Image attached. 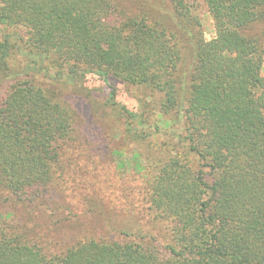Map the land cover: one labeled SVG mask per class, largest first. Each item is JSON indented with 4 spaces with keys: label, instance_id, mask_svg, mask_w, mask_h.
<instances>
[{
    "label": "trees",
    "instance_id": "1",
    "mask_svg": "<svg viewBox=\"0 0 264 264\" xmlns=\"http://www.w3.org/2000/svg\"><path fill=\"white\" fill-rule=\"evenodd\" d=\"M161 1L186 39L187 71L174 34L147 17L113 21L112 0H0V27L14 31L0 33V195L42 205L62 176L75 120L55 88L94 83L132 143L159 126L146 101L128 104L124 84L149 88L185 131L181 157L146 185L150 209L172 225L168 257L97 240L47 256L0 214V264H264V38L249 34L264 24V0H203L211 40L187 0Z\"/></svg>",
    "mask_w": 264,
    "mask_h": 264
},
{
    "label": "rangeland",
    "instance_id": "2",
    "mask_svg": "<svg viewBox=\"0 0 264 264\" xmlns=\"http://www.w3.org/2000/svg\"><path fill=\"white\" fill-rule=\"evenodd\" d=\"M112 1L116 10L113 21L147 17L151 24H161L174 34L182 47L180 70L189 69L192 57L186 39L173 27L161 0ZM186 4L201 22L205 38H214L213 20L204 1L187 0ZM3 32L14 31L0 27V33ZM249 34L264 38V24L256 25ZM11 64L16 65L13 60ZM17 65L21 64L17 62ZM88 82L83 86L86 91L82 86L75 90L54 89L72 110L75 123L61 149L59 174L62 176L54 179L45 203L27 205L10 199L5 201L7 196L0 195V214L16 233L25 235L47 256L63 253L86 240H97L154 248L161 258H166V246L173 243L172 225L150 209L146 185L165 161L173 156L181 157L178 136L185 135L183 122L175 121L172 114H159L162 95L146 87L124 84L128 104L146 101L154 113L150 122L156 121L159 126L157 134L132 143L124 133V118L107 106L101 90ZM37 83L46 86L48 82L40 78ZM166 145L171 146L169 151ZM192 160L191 156L188 163L196 169Z\"/></svg>",
    "mask_w": 264,
    "mask_h": 264
}]
</instances>
